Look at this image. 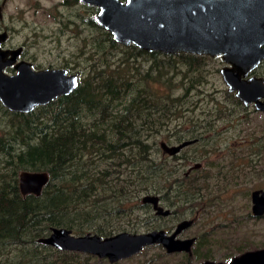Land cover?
I'll list each match as a JSON object with an SVG mask.
<instances>
[{
	"label": "trees",
	"instance_id": "1",
	"mask_svg": "<svg viewBox=\"0 0 264 264\" xmlns=\"http://www.w3.org/2000/svg\"><path fill=\"white\" fill-rule=\"evenodd\" d=\"M63 3L75 4L74 0ZM82 20L94 32L82 39L77 59L85 56L91 63L87 69H80L79 60L74 66H62L69 71L77 67L78 87L29 113L11 112L0 103L8 116L0 123V264H56V254L36 251L43 246L37 239L53 227L75 234L112 232L113 228L97 231L93 208L140 207V196L152 193H161L168 201L174 165L168 167L172 157L160 149L159 136L170 130L173 121L183 119L171 129L173 140L210 134L201 143L210 145L219 135L218 122H233L237 111L248 108L227 89L222 95L228 106L203 90L210 76L220 75L219 56L163 54L124 46L93 15ZM88 39L90 55L85 50ZM211 150L216 149L199 151L196 145L189 155L194 161L204 160ZM233 154L226 155L230 166L241 163L242 157ZM206 164L216 173L208 174L202 164L194 172L200 179L184 183L186 190L179 194L200 211L216 205L218 191L231 184L225 183L227 172L220 176L227 164L222 160ZM23 170L48 172L49 181L39 196L20 193L18 175ZM250 246L264 247V241L240 243L234 249L242 252Z\"/></svg>",
	"mask_w": 264,
	"mask_h": 264
},
{
	"label": "water",
	"instance_id": "2",
	"mask_svg": "<svg viewBox=\"0 0 264 264\" xmlns=\"http://www.w3.org/2000/svg\"><path fill=\"white\" fill-rule=\"evenodd\" d=\"M98 8L94 20L110 32L121 45L165 54L192 53L219 56L224 65L220 75L229 92H234L244 105L253 104L264 113V78L249 76L264 60V0H80ZM8 33L0 32V103L11 112L29 113L60 96L71 94L79 85V73L66 68L35 69L20 58L23 48H3ZM12 67L13 72L6 69ZM263 99V100H262ZM159 142L163 153L171 156L194 143ZM196 164L195 167H198ZM49 181L47 171L23 170L18 175L22 196H39ZM142 203L152 204L157 214L168 215L169 209L158 204L159 197L146 194ZM254 216L264 215V189L251 193ZM179 222L171 234L164 230L147 233H118L101 238L87 233L71 234L63 227L51 228L38 242L61 250H77L116 261L138 253L143 246L161 244L168 253L190 252L194 237L179 239L177 234L192 224ZM264 264V248L247 251L229 263Z\"/></svg>",
	"mask_w": 264,
	"mask_h": 264
},
{
	"label": "rangeland",
	"instance_id": "3",
	"mask_svg": "<svg viewBox=\"0 0 264 264\" xmlns=\"http://www.w3.org/2000/svg\"><path fill=\"white\" fill-rule=\"evenodd\" d=\"M96 12L97 8L94 6L87 7L81 3L68 6L63 3V0H8L4 7V21L0 26L9 28L10 39L7 45H22L25 50L22 58L32 62L36 69L50 66L54 68H64L62 66L67 63L74 66L76 60H79V63H81L80 69H87L86 67H88L91 62L84 60L85 56L82 58L79 57V59L77 58L79 56L78 54H80L79 49L83 44L82 39L89 38L94 32V28L87 25L82 18H87L91 15L94 16ZM85 50L87 51L86 55H90L89 51L91 50V45L89 39ZM223 65L224 63L222 61L219 68ZM76 70L77 67L76 69L68 71L76 72ZM225 89H227V87L221 75L210 76L209 82L205 84L203 88L206 93H214L216 95V100L222 102V106H228L222 95V91ZM200 105L203 107L205 105L204 101H201L199 103V106ZM190 115L192 114H185L184 116ZM7 120L8 116L3 115V112L0 110V123ZM233 120V122H218L217 131L219 135H217L213 141H210V145H198L199 151H201L202 148L211 149V147H213L216 149L215 151L211 150V153L204 154L206 156L204 160H195L203 164V170L208 174H214L217 170L207 166L206 161H215L217 163L218 160L221 159V153L223 151L224 156L222 157L234 153L235 151L238 153L239 157H242L239 160L240 162L249 160L250 144L261 141L264 146V114L254 111L253 107L250 106L247 108L246 112L243 111V109L237 111ZM175 122L182 123L185 122V120L178 119ZM175 122H172L170 130L163 132V134L159 136L157 143L165 141L168 144H174L175 140L172 139L171 129ZM200 131H202V129H200ZM209 135L210 134L203 135L205 140L204 143ZM258 143L259 142H257V144ZM225 145L233 146H231V149H226L224 148ZM261 159V165L258 164L256 167L258 171L261 168L260 175L258 172L254 174L251 172L247 173V165L242 166L241 164L239 165V163L234 165L237 167L235 168L233 177L228 179L229 182H232L228 185V189L218 191V197L220 199L216 201V205L211 207L208 213L202 211L204 214H200L199 219L187 231V234L196 235L212 227L216 231L212 234L211 240L224 241L220 245L225 244L228 240H240L241 243L246 241L251 244L264 241V216L261 218L246 217L250 213L251 208L250 192L264 185V155ZM195 161H190V163L187 161L182 163L181 161L178 166L180 169L184 166L185 169ZM223 164L225 165L226 163ZM169 165H174L172 158L168 159V167ZM238 166L243 168L242 172H236ZM254 175L255 177H252ZM210 197L212 198L214 195H210ZM133 200L135 201L136 199ZM205 200L206 199L202 201L203 205ZM137 208L136 206H125V210L128 209L125 215L129 218L143 217L144 212ZM176 208L179 209L182 216L184 215V217L187 218L193 217L195 213L185 200H180ZM233 219L240 221L241 225L239 227L237 226L238 223L231 225L232 222L229 223V221ZM226 223H229L231 226L224 227L223 224ZM134 228H137V230L144 229L139 225L137 227L134 226ZM146 252L149 255H153L158 253L159 250L153 248ZM145 255L146 253H143L142 257L138 256L136 259L132 260L130 264L142 262ZM80 262H83L82 264L93 263L90 259L82 256H80ZM93 264H96V262Z\"/></svg>",
	"mask_w": 264,
	"mask_h": 264
},
{
	"label": "flooded vegetation",
	"instance_id": "4",
	"mask_svg": "<svg viewBox=\"0 0 264 264\" xmlns=\"http://www.w3.org/2000/svg\"><path fill=\"white\" fill-rule=\"evenodd\" d=\"M7 1L8 0H0V24L4 21V7L7 3ZM64 1H66V0H63V2ZM74 2H75L74 5L81 3L87 7L92 6V5L85 4V3L81 2L80 0H74ZM97 10H98V8H97ZM3 31H6L8 33V37H7L6 41L4 43H2L1 46L3 48H15L18 46L22 47L23 50H22V53L20 56V58H22V56L24 55V52H25L24 47L22 45H18V46L9 45L8 46L7 45L8 40L10 39L9 28L0 26V32H3ZM263 62H264V60L254 70L251 71L249 76H256V77H263L264 78V64H263ZM33 66H34V64H33ZM9 68H12V67H9ZM11 72H13V71H11ZM79 78H80V76H79ZM232 93H234V92H232ZM247 106L248 107L251 106V107H253L254 111L264 114L263 112L256 110L253 104H250ZM188 139H195V142L189 144L188 146H186L184 148H182L178 153H176L174 155H171V156L168 155L169 157H172L173 161H174V169L172 171V174L168 178L169 181L171 182L169 188L172 189V191L169 192V200L167 201L166 200L167 196L162 195L161 193H155V194L152 193V194L157 195L159 197L158 204L160 206H162L165 209L166 208L169 209L168 215L157 214L156 211L153 209L152 204L142 203L141 199L144 195H146V194H143L142 196H140V200H139L140 207L137 208V209L144 212L143 217H135V218L127 217L125 215V213L128 209L125 210V207L124 208L108 209L106 211L102 210V209L93 208L92 211H93L94 215H92V219H93L94 224H95L94 227L97 229V231H99V229H102L103 231L104 230L110 231V228H113L112 232H110V233L107 232V233L102 234L99 232L87 231L83 234H75L71 229H69V230H71V234L75 235V236H81V235H85L87 233H91V234H96V235L100 236L101 238L114 236V235H116L118 233H122V232H128L131 234H141V233L151 232L153 230H157V231L164 230L169 235L175 231L176 226L179 222H181L184 219H190L193 221L192 224L190 226H188L187 228H185L184 230H182L176 236L179 239H189L192 237L195 238L192 245H191L190 252L179 251V252L168 253L166 251V249L161 244H152V245L143 246L141 248V250L134 255H131V256L126 257V258H121L119 260L112 262L107 257H99L95 254H90L87 252H81V251H77V250H61V249H57L53 246H49L46 244H42L43 246L36 249V251L39 252L40 250H45L44 251L45 256H46V253L48 251L56 254V261H57L56 264H80L79 263L80 262V256L86 257V258L90 259L93 263L96 262V264H130V262L132 260L136 259L138 256L142 257L143 253H146L144 260L142 262L140 261L141 263L136 262V264H162V263L163 264H204L206 262L229 263L233 258L240 256L241 254H243L247 251H253V250L264 248V247H261V248L250 247V248L246 249L245 251H242V252L238 251L237 252L234 249V247H235V245H238V244L240 245V243H241L240 240H233V241L228 240V241H226L225 244L220 245L224 241L211 240L212 234L214 233V231H216L212 227L208 230H203L202 233H198L196 235L187 234V231L199 219V216L202 213V211L193 209L191 207L190 201H188V205L190 206L192 211H195V213L193 214V217L187 218V217H184V215L182 216V213H180L179 209H177L176 206L181 200L179 194H180L181 189H183L185 187L184 183L189 182L191 179L192 180L200 179L201 176L200 177L194 176V172L202 167V163L195 161V162H193V164L188 165V167L185 169H184V166L182 169H180L178 165H180L181 161L185 158V156H188L191 152L194 151V148L196 147V145L198 146L201 143H203L204 137H194V138H188ZM188 139H182L181 141L175 140L174 144H178V143H180L184 140H188ZM256 144L257 143H252L249 145V147H250L249 160L241 161V163H239V165L240 164L242 166L247 165L248 166L247 173L251 172L254 174L255 172H258V174L260 175L261 174V168L258 171L256 169V167L258 164L261 165V162H262L261 157L264 155V146L262 144H259V145H256ZM231 146H233V145H230V146L225 145L224 148L231 149ZM222 156H224V151L221 153V159L220 160H222V163L227 164L230 162L229 160L226 159V155H225V157H222ZM233 156L237 157V159L240 158L238 153H236L235 151H234ZM193 159L189 155L187 162L190 163V161H194ZM263 163H264V161H263ZM196 164H199V166L195 167ZM236 167L237 166H230L228 164H227V166H223L222 172H220V176L223 178L222 173L227 172V180L225 182L226 184L232 183V182H229L228 179L233 177ZM240 171L242 172L243 168L241 169V167L238 166V168L236 169V172H240ZM252 177H255V175ZM221 184H223V183H221ZM217 188L218 187H216V189ZM220 188H222V185H220ZM257 189H264V185L262 187L255 188L250 192V201H251V193ZM183 190H186V189L184 188ZM226 193H227V191H226ZM216 194H217V192H216ZM218 196H217L216 201H218V199H220ZM221 197H222V195H221ZM223 203H224V200H223ZM251 206H252V203H251ZM209 209H211V208L207 207L206 211L204 213H208ZM103 211H105V212L101 213ZM204 213H202V214H204ZM263 216L264 215L254 216L252 213V210L250 208V213L246 217L247 218H249V217L250 218H261ZM230 222H232L231 225H233L234 223H238V225H237L238 227L241 225V223L238 220L233 219V220L229 221V223ZM229 223L223 224L224 227L231 226ZM129 225H130V227H129ZM138 225L141 228L143 227L144 229L137 230V228H134V226L137 227ZM215 226L219 227L218 225H215ZM63 228H65V227H63ZM66 229H68V228H66ZM50 233H51V229L45 236H48ZM45 236H43V237H45ZM37 242H38V239H37ZM242 243L247 244L246 241H243ZM153 248L158 249L159 252L155 253L153 255L147 254L146 251H149L150 249H153ZM13 252H14V250H13Z\"/></svg>",
	"mask_w": 264,
	"mask_h": 264
},
{
	"label": "bare ground",
	"instance_id": "5",
	"mask_svg": "<svg viewBox=\"0 0 264 264\" xmlns=\"http://www.w3.org/2000/svg\"><path fill=\"white\" fill-rule=\"evenodd\" d=\"M156 53V52H155ZM164 54V53H163ZM172 56V55H171ZM245 106V105H244Z\"/></svg>",
	"mask_w": 264,
	"mask_h": 264
}]
</instances>
